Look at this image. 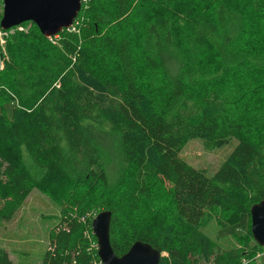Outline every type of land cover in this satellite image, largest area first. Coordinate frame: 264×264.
I'll return each mask as SVG.
<instances>
[{
  "label": "trees",
  "instance_id": "obj_1",
  "mask_svg": "<svg viewBox=\"0 0 264 264\" xmlns=\"http://www.w3.org/2000/svg\"><path fill=\"white\" fill-rule=\"evenodd\" d=\"M252 8L250 0H87L56 44L33 24L36 40L18 33L0 74V100L17 102L0 115V222L51 175L109 191L115 256L141 242L159 252L157 264H208L204 225L264 200V97L249 108L222 88L248 67L264 72V48L241 44ZM194 140L206 150L234 146L207 174L179 156ZM160 194L164 214L150 224ZM60 208L39 264L97 262L82 203ZM0 264L20 263L0 248Z\"/></svg>",
  "mask_w": 264,
  "mask_h": 264
},
{
  "label": "rangeland",
  "instance_id": "obj_2",
  "mask_svg": "<svg viewBox=\"0 0 264 264\" xmlns=\"http://www.w3.org/2000/svg\"><path fill=\"white\" fill-rule=\"evenodd\" d=\"M250 1L253 4V15L247 9L246 12L250 18L248 17L247 23L245 24L241 44L251 46L255 49H263L264 26L261 10L264 9V0ZM1 13L2 2L0 0V18ZM74 21L76 19L72 21L67 29L64 28L61 31L73 33L76 23ZM18 33L23 34L28 40L37 39L34 35L31 22L12 27L6 30L5 34L0 29V74L4 62H9L10 60L7 46H12L17 39ZM57 34L51 38L53 44H56L58 39ZM248 68L250 69L249 73H243L244 76L242 77L239 75V78H236L234 83H229L222 88L237 100L236 105L252 108L264 97V72L260 74L261 72L252 71V68ZM6 84L2 83L0 87L6 86ZM16 106L17 102L15 100H0V115L2 117H9ZM257 119L258 117H254L246 121L245 125L253 126L258 122ZM233 146L234 143L230 142L219 149L206 150L201 142L194 140L183 146L179 152V156L191 167L204 170L205 173L210 174L224 161ZM109 174L107 182L112 184L111 178L113 172ZM51 178V175L45 177L42 182L30 190L23 206L9 222H0V248L6 251L14 263H40V255L45 248L47 230L60 219L61 206L66 207V205H70V203L76 201L82 203L83 210H85L88 218L87 222L89 223V227L94 216L101 211H105L104 204H106L105 201L109 194V191L105 187L89 188L87 184L81 185L72 182H66V184L60 185ZM166 198V195L163 196L160 194L159 200L161 202H156L154 211L148 212L151 215V217H148L150 224L159 221L162 214H164L163 208L166 206ZM230 220L233 221V224L224 227L223 225ZM202 231L213 242L214 247L213 255L210 257L208 264L214 263L215 258L220 255H223L220 261L221 264H235L237 260L241 262L239 264H264V247L258 249V246L254 244L249 233V216L247 213L238 215L229 212L226 220L223 217L222 219L221 217L220 219H214L204 225ZM87 236L93 240L96 257L97 246L95 238L92 233H87ZM199 263L203 264L202 262Z\"/></svg>",
  "mask_w": 264,
  "mask_h": 264
},
{
  "label": "water",
  "instance_id": "obj_3",
  "mask_svg": "<svg viewBox=\"0 0 264 264\" xmlns=\"http://www.w3.org/2000/svg\"><path fill=\"white\" fill-rule=\"evenodd\" d=\"M0 29L8 30L31 22L41 36L50 37L68 28L79 9V0H1ZM249 233L255 245L264 247V200L248 209ZM109 211H101L90 222L100 264H157L158 251L147 244L134 242L125 254H113L108 241Z\"/></svg>",
  "mask_w": 264,
  "mask_h": 264
},
{
  "label": "built area",
  "instance_id": "obj_4",
  "mask_svg": "<svg viewBox=\"0 0 264 264\" xmlns=\"http://www.w3.org/2000/svg\"><path fill=\"white\" fill-rule=\"evenodd\" d=\"M87 0H79V3H80V5H81V3L83 4L84 2H86ZM67 29V28H66ZM5 32H6V30H2V33H4L5 34ZM55 37V36H54ZM46 39H48L49 41H51L52 39L51 38H53V36H50V37H45ZM89 233V232H88ZM85 235V237H86V239H87V242H88V245H87V250L89 251V252H91V251H93L94 250V248H95V246H94V244H93V240L90 238L89 239V237L87 236V233H85L84 234ZM99 262V261H98ZM98 262H96V261H93V263L92 264H98ZM100 264V263H99Z\"/></svg>",
  "mask_w": 264,
  "mask_h": 264
}]
</instances>
